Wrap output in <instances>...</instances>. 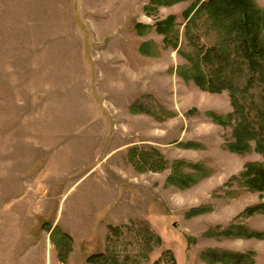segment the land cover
I'll list each match as a JSON object with an SVG mask.
<instances>
[{
  "label": "rangeland",
  "instance_id": "rangeland-1",
  "mask_svg": "<svg viewBox=\"0 0 264 264\" xmlns=\"http://www.w3.org/2000/svg\"><path fill=\"white\" fill-rule=\"evenodd\" d=\"M203 1L0 0V264H264V156L227 148L241 112L264 138V79L232 43L237 111L183 78L219 42L185 47ZM176 161L203 175L167 186Z\"/></svg>",
  "mask_w": 264,
  "mask_h": 264
},
{
  "label": "trees",
  "instance_id": "trees-1",
  "mask_svg": "<svg viewBox=\"0 0 264 264\" xmlns=\"http://www.w3.org/2000/svg\"><path fill=\"white\" fill-rule=\"evenodd\" d=\"M170 3V1L167 2V4ZM185 18L188 20L183 33L184 40L187 42L186 48L192 45L193 39L189 24L200 19L205 22L207 33L214 32L219 42L216 47L204 52L201 57L196 53L192 55L183 53L182 55L187 58L190 67L184 68L181 75L187 81L192 80L201 91L212 94L228 91L231 106L237 111L239 106H242L240 98L252 87V81L248 80L242 90L228 84V71L232 73L233 67L229 51L230 44L232 43L236 47L248 71L255 75L261 68V76L264 79V8L259 7L255 0H206L193 11L191 16L189 14ZM172 21L173 19L167 18L165 21L157 23V29L160 25L171 24ZM178 33L179 31L174 32L175 38L178 37ZM241 116L242 120L232 126L233 142H229L227 148L230 152L245 154L251 151V142H254V150L264 156V138L256 136L257 130L252 128L242 112ZM213 120L217 121L214 116ZM219 123L225 124V122ZM259 129L263 134V122L260 123ZM191 147L195 146L191 145ZM169 168L170 175L167 179V186L183 189L194 184L199 179L198 175H203L198 165H191L183 161L173 162ZM184 168H189L193 173L183 172ZM253 172H257V169ZM258 173H260V178L256 181L257 189L264 191V171L259 170ZM202 209L190 211L188 217L201 214L204 211ZM253 212H264V204L247 209L244 215L248 216ZM255 237L259 238L260 234L252 232L248 234V238ZM101 257V255L91 256L88 262L96 264ZM210 257L214 263L222 264H240L242 258L241 255L235 254H225L223 258H218L216 252L210 254Z\"/></svg>",
  "mask_w": 264,
  "mask_h": 264
},
{
  "label": "crops",
  "instance_id": "crops-1",
  "mask_svg": "<svg viewBox=\"0 0 264 264\" xmlns=\"http://www.w3.org/2000/svg\"><path fill=\"white\" fill-rule=\"evenodd\" d=\"M260 1H262V3H263L262 5L264 6V0H260Z\"/></svg>",
  "mask_w": 264,
  "mask_h": 264
}]
</instances>
